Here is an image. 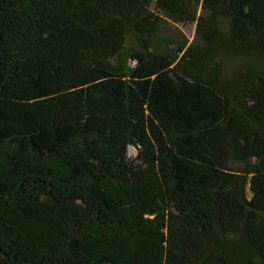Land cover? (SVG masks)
Wrapping results in <instances>:
<instances>
[{"label": "trees", "instance_id": "trees-1", "mask_svg": "<svg viewBox=\"0 0 264 264\" xmlns=\"http://www.w3.org/2000/svg\"><path fill=\"white\" fill-rule=\"evenodd\" d=\"M197 2L0 0V264H264V0Z\"/></svg>", "mask_w": 264, "mask_h": 264}, {"label": "rangeland", "instance_id": "rangeland-1", "mask_svg": "<svg viewBox=\"0 0 264 264\" xmlns=\"http://www.w3.org/2000/svg\"><path fill=\"white\" fill-rule=\"evenodd\" d=\"M201 14V0H198L196 17H199ZM205 15L208 16V13ZM217 28L219 29V31L225 32V21L218 19ZM196 36V22L185 26L170 23L163 25L159 28L154 41L160 43L161 45L165 43H170L171 48H174L176 47V45H180L183 43H185V46L188 47L190 44L196 41ZM126 48L129 50H136L137 48L136 41L130 35L127 37ZM221 61L223 63L222 78L224 80H231L233 79L236 71H243L244 64L246 63L247 59L238 55H231L228 57L221 58ZM132 65L133 64L130 63V66ZM136 153L137 151L134 148L130 147L128 150V157L130 159H134Z\"/></svg>", "mask_w": 264, "mask_h": 264}]
</instances>
